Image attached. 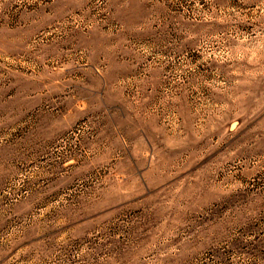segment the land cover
<instances>
[{"label":"rangeland","instance_id":"obj_1","mask_svg":"<svg viewBox=\"0 0 264 264\" xmlns=\"http://www.w3.org/2000/svg\"><path fill=\"white\" fill-rule=\"evenodd\" d=\"M0 264H264V0H0Z\"/></svg>","mask_w":264,"mask_h":264}]
</instances>
